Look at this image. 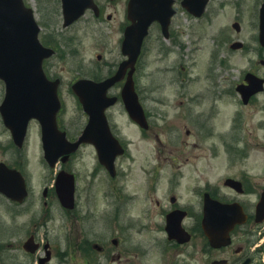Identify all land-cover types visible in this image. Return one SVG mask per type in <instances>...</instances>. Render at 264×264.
<instances>
[{
  "label": "flooded vegetation",
  "instance_id": "obj_1",
  "mask_svg": "<svg viewBox=\"0 0 264 264\" xmlns=\"http://www.w3.org/2000/svg\"><path fill=\"white\" fill-rule=\"evenodd\" d=\"M58 1L62 21L61 2ZM119 1L99 2L95 0L97 12L87 9L85 14L72 24L68 26L62 24L60 30L52 28L51 22H45L43 28L41 26L40 40L44 47L51 51L50 55L43 59L42 69L48 80L56 81L58 84L57 90L62 107L57 122L59 128L65 131L69 141H73L79 136L84 124L75 131V134H71L67 126L64 125L69 110L62 91L65 90L68 93L67 98H71L76 103L85 122L88 116L79 104L72 85L81 79L100 82L109 78L115 74L120 63L125 59L121 53L120 45L123 30L129 23L126 15L127 0L125 7L122 8L117 7ZM175 4L177 5L176 0ZM177 8L170 23L168 38L163 37L160 25L154 23L145 37L134 63L132 77L138 102L144 110L146 127L129 118L121 98V89L129 69L123 78L106 91V96L115 97L114 103L104 110L108 129L124 148L123 154L117 155L114 159V175L99 162L92 143L82 144L75 153L68 156L64 163L60 162V167L58 166V169L54 171L55 175L61 169L74 173V208L68 211L59 202L54 188V174L51 182L48 185L46 183L42 185L38 190L39 193L36 194L32 191V181L28 169L23 167L22 162L18 161L15 164V168L24 177L28 193L22 202L6 198L0 193V205L1 201L6 199L13 205V208L26 205L28 211L33 208L43 211V218L39 216L33 218L34 229L26 236V238H33L31 246L34 243L37 244L35 252L23 250L25 255L34 257L29 264H38L48 251L50 259L45 264H51L53 257L57 255L51 241L40 238L36 232V229L42 227L47 219L53 218V207L65 213H79L82 219L87 218L93 214V211L87 207L85 214L82 215V198L87 202L96 191L102 196V200L108 208L112 202L120 199L119 192H122V200L118 204L124 205L134 201L136 206L140 207L141 218L149 222L156 217L161 218V222L155 224H164L166 216L176 212L177 217L181 216L180 223L190 233L191 239L199 237L203 240L200 250L210 252L233 250V254H226L227 256L218 255L204 261L200 259V264H211L214 260H219L220 264H244L245 262L261 264V261L264 264V46L259 44L256 50L259 59L254 61V58H250L248 68L241 70L238 77L232 79L229 77V73L221 71L225 60L222 57L219 59L216 57L218 55L216 49L220 47L219 43H216L215 48L210 52V57H212L206 66V72L193 74L189 72L188 65L184 63L185 43L182 41L179 44L178 53L173 56L174 64L168 65L166 61L165 66H157L158 73H160L159 71L166 72L162 74L171 73L170 78L167 77L168 81L159 82L150 88L144 87L142 84L143 72L149 63L148 58L152 56V48L149 47L152 29L157 28L159 31V34L156 35L158 40L162 39L170 41V43L177 40L173 33ZM87 15H90L94 22L99 23L94 27L98 29V34L101 37L96 41L97 47L94 45V50L95 60L97 59L98 62L103 60L101 64L103 68L99 63H95L96 61L89 60L85 66L86 71H84L85 60L78 46L74 44L75 36L64 34L62 29L75 26ZM117 17L120 18L117 25L119 37L114 42L113 48L107 50L106 37L100 33L101 30L104 31L100 22L111 21ZM115 45L118 47L117 55L113 50ZM244 47L243 43L240 49ZM172 54L173 50L170 47L159 42L155 53H153V58L154 61L159 62ZM59 57L75 58L79 62L76 73L67 78L66 83L62 74L54 69ZM261 68L263 71H260ZM248 74H251L253 79L258 82L262 81L260 84L262 89L250 95L245 93L244 87L240 88L249 85L246 79ZM147 75L150 74L147 73ZM229 105L233 106L230 113L227 111ZM118 107L128 119V124L137 131L136 138L128 136L123 132L122 125H118L116 114ZM191 126L192 129H190ZM161 135L169 138L167 143L160 139ZM152 142L156 144L150 146ZM139 143L144 144L145 150ZM171 143H175V145L170 146ZM159 145H161L163 153L160 152ZM199 145L203 152H194V149ZM84 146H88L92 150L94 157L92 174L96 175L90 182L102 176L104 186L101 189H96L94 185L85 189L83 185H80V174L74 166H77L82 158L78 159L79 156L76 161L73 158L77 157L76 154ZM163 147L167 149V152H164ZM137 149L139 152L145 151V154L141 156L137 153L139 155L136 156L134 153L133 155L132 151ZM125 160L127 165L123 166ZM135 162L138 165L136 166L137 172L132 174L131 168ZM188 163L192 168L185 169L184 167ZM165 165H168L169 168H162ZM190 176L193 180L195 179L192 183ZM132 178L134 189L127 187L126 182V179L132 180ZM217 203L239 205L245 215V221L235 225L231 231L230 244L218 249L209 246L203 226L205 223L222 222L233 215V211L224 215L220 209L217 210ZM11 218L14 219L15 216L11 215ZM162 230L165 234L164 225ZM110 241L114 246L119 244V240L114 242L111 238ZM165 241L177 247L183 245L168 240L166 236ZM81 248L93 253H103L107 250V245L87 238L83 239ZM200 255L202 256V254ZM0 264L4 263L0 261Z\"/></svg>",
  "mask_w": 264,
  "mask_h": 264
},
{
  "label": "rangeland",
  "instance_id": "obj_2",
  "mask_svg": "<svg viewBox=\"0 0 264 264\" xmlns=\"http://www.w3.org/2000/svg\"><path fill=\"white\" fill-rule=\"evenodd\" d=\"M25 1L34 8L35 17L42 28L46 24L45 22H51L52 28H55V30L61 29L62 21L58 0ZM98 1L105 2V0ZM178 1L180 0H176L178 8L173 25V33L177 40L172 43L162 39L158 40L156 35L159 34V31L157 28L152 29V37L149 43V47L152 48V56L148 58L149 63L143 72L142 84L144 87L150 88L159 82L168 81L171 73L162 74L166 72L159 71L160 74L156 71L157 66H165L166 61L168 65L174 64L175 58L173 56L178 53L179 44L182 41L185 43L183 60L188 65L189 72L193 74L206 72V66L212 57H210V52L215 48L216 43H219L220 46L216 49V52H218L216 57L218 59L222 57L225 60L221 71L222 73H229V77L232 79H236L241 70L248 68L250 58H254V61L259 59L256 54V50L259 47L257 41L258 11L260 4L264 0H210L205 15L200 19L190 15L179 5ZM125 5L126 0H120L117 7L120 6L119 8H122ZM119 19L117 17L111 21L100 22L101 26L104 27V31L101 30L100 33L106 37L107 50L113 48L114 42L119 37L117 31ZM234 21L239 22V31H235L232 27ZM96 25H99V23L94 22L90 18V15H87L85 19L75 26L62 29L64 34L75 36L74 44L78 46L85 60L84 71H86L85 66L89 60H94L96 61L95 63H99L100 65L103 62V60H99V62L97 59L95 60L94 45L97 47L96 41L101 37L98 34V29L94 27ZM233 40H241L245 47L242 49H231L229 44ZM159 42L170 47L173 50V54L156 62L154 61L153 53H155ZM115 46L113 50L116 51L115 54L117 55L118 47L117 45ZM77 66H79V62L75 58L59 57L54 69L62 74V77L65 78L64 82L66 83L67 78L72 77L76 73ZM101 67L103 68L102 65ZM260 71H263V68ZM147 73L150 75H147ZM3 95L4 85L0 81V102ZM62 96L67 100L69 110V114L64 120V125L67 126L71 134H75V131L83 126L84 116L76 107V103L71 98H67L68 93L65 90L62 91ZM232 108L233 106L229 105L227 111L230 113ZM116 114L118 125H122L123 132L132 138H136L138 133L133 126L128 124V119L121 113V108H117ZM190 129H192V126ZM160 139L167 143L169 138L161 135ZM10 141V133L3 126L0 117V161L13 165L18 161L22 162L23 167L28 169L32 181V191L38 194L39 188L45 183L48 185L53 177V171H50L52 168L47 165L43 158L39 124L35 120L29 123L28 134L24 146L21 149L22 151L13 145L11 146L9 144ZM139 144L145 150L144 144ZM153 144L156 143L152 142L150 146ZM174 145L175 143L170 144V146ZM200 147L201 145L195 148L194 152H203ZM159 148L161 152V145H159ZM163 150L167 152V149L164 147ZM132 153L133 155L136 153V156L139 154L143 156L145 151L139 152L137 149L133 150ZM76 155L77 157L73 158V160L76 161L79 156L78 159L82 158L80 163L74 166L80 174V185H83L85 189H89L92 185L96 189H101L104 186L102 176L90 182L96 175L92 174V167L94 165L92 150L88 146H84ZM125 165H127L126 160L123 162V166ZM58 166L60 167V163H58L56 169ZM136 166H138L137 162L131 168L132 174H136ZM162 168L167 169L169 166L165 165ZM184 168L190 169L192 166L188 163ZM190 179H192L191 176ZM194 180L192 179L191 183ZM133 181V178L132 180L126 179L127 187L134 189ZM119 197L120 199L118 201L110 204V208L106 206L102 200V196L97 191L87 202L82 198V215L85 214L87 207L93 211L91 216L84 219L81 218L79 213H65L53 207V218L47 219V215L45 217L47 219L45 224L36 229L39 237L44 240L49 239L53 248L57 251V255L53 257L51 264L86 263L87 261L79 249L82 246L83 239L87 238H91V241L94 240L95 242L105 243L107 245V250L103 253L91 252L90 258L93 259V263L91 264H200V259L204 261L218 255L227 256L228 254H233V250H223L222 252L199 250L203 245V240L199 237L194 238L187 245L176 248L165 241L162 225L155 224L157 222L160 223L161 218L158 219L156 217L151 222L146 221L140 217V207L138 208L134 201L121 205L118 203L122 200V192H119ZM1 203L0 261L4 264H29L34 257L24 254L21 243L28 233L34 229L33 218L37 216L43 218V211H38V208H33L28 211L26 205L13 208V205L6 199L5 201H1ZM11 215H14L15 218L12 219ZM112 237L119 239L118 246H114L111 243L110 239Z\"/></svg>",
  "mask_w": 264,
  "mask_h": 264
},
{
  "label": "water",
  "instance_id": "obj_3",
  "mask_svg": "<svg viewBox=\"0 0 264 264\" xmlns=\"http://www.w3.org/2000/svg\"><path fill=\"white\" fill-rule=\"evenodd\" d=\"M208 0H181V5L190 13L199 16L204 11ZM173 0H129L128 18L131 23L126 26L122 40V53L127 58L120 64L114 75L100 82L81 79L72 85L73 91L88 114V121L80 136L74 142L65 137V132L58 129L56 115L60 108L57 94V82L48 80L42 70V60L51 51L42 46L38 39L39 25L33 10L25 5L23 0H0V79L4 83V97L0 103L2 122L9 129L13 142L21 147L31 118L39 121L44 158L53 166L60 155L63 160L75 151L80 143L91 142L95 145L98 158L110 172L113 170V160L122 148L108 129L104 109L113 104L115 97L106 96L107 89L124 77L127 68V78L121 89V97L130 117L139 124L145 123L144 114L134 90L132 79L133 67L140 51L144 36L149 25L158 21L163 34L167 36V27L171 15ZM87 7H94L92 0H62L64 25L78 18ZM259 41L264 45V2L260 7ZM236 30L239 24L233 23ZM239 42L231 46L236 48ZM261 80H249V85L243 86L245 93L250 95L261 89ZM242 88V87H240ZM246 100V98H244ZM145 126V124H144ZM73 175L60 171L56 177L55 188L64 207L73 206ZM0 192L6 196L21 200L26 194L22 175L16 169L0 162ZM226 210L227 208H223ZM237 210V208H234ZM239 207V213L241 214ZM244 218V216L242 215ZM242 220L235 215L231 220L219 225L205 226L210 245L220 247L230 242L229 231L235 223ZM166 231L169 239L178 242L188 241L189 234L182 229L179 221L167 218ZM30 240L24 247L33 251ZM44 259L40 260V264ZM212 264H215L214 262ZM244 264H247L246 262Z\"/></svg>",
  "mask_w": 264,
  "mask_h": 264
}]
</instances>
